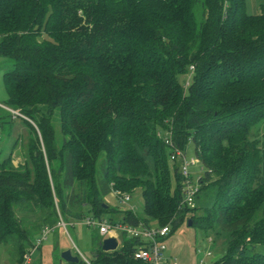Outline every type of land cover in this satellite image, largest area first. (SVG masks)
Wrapping results in <instances>:
<instances>
[{
  "label": "trees",
  "instance_id": "obj_1",
  "mask_svg": "<svg viewBox=\"0 0 264 264\" xmlns=\"http://www.w3.org/2000/svg\"><path fill=\"white\" fill-rule=\"evenodd\" d=\"M0 56L12 62L4 104L27 117L0 107V136L16 120L29 126L18 133L27 138L24 163L0 146V242L12 260L26 262L44 227L56 232L61 220L89 213L134 226L154 219L171 233L189 221L222 225L226 251L215 264H264L263 158L253 132L264 124V5L249 14L246 0H0ZM166 139L184 152L192 143L201 162L194 208L181 207ZM99 164L105 187L142 189L141 213L107 204ZM199 206L205 214L195 220ZM25 211L40 215L38 233L18 216ZM122 235L113 252L98 236L88 264H142L133 253L144 242ZM76 256L63 264H86Z\"/></svg>",
  "mask_w": 264,
  "mask_h": 264
},
{
  "label": "rangeland",
  "instance_id": "obj_2",
  "mask_svg": "<svg viewBox=\"0 0 264 264\" xmlns=\"http://www.w3.org/2000/svg\"><path fill=\"white\" fill-rule=\"evenodd\" d=\"M247 1V13L257 14L261 10V4H264V0H246ZM12 62L10 59L0 56V104L5 105L4 103L8 100V93L4 83V74L10 69ZM189 74H183L178 76V79L183 83L188 79ZM33 123V122H32ZM35 125V124H34ZM29 131L28 125H22L19 120H16L14 126L7 124L6 131L3 137L0 136V146L9 152L13 147V164L18 166L25 162V146H27L26 140L23 136H19L18 133L27 135ZM253 132L258 136L260 140L259 148L262 155V177L264 178V124L258 125L254 128ZM19 140L15 143V139ZM26 143V144H25ZM14 144V146H12ZM186 156L188 160L195 157L194 145L190 143L186 148ZM169 161V170L171 174L174 173V164ZM101 163V162H100ZM99 170L97 173V181L100 183V189L105 193V201L107 204H110L123 212L131 209L136 212L141 213L144 208V199L142 196L141 188H131L134 190L130 195V200L123 203L120 202L118 196L116 195V190H111L109 185L108 190L105 187V168L104 164H99ZM203 168L200 163H197L195 166L190 168V172L193 176V179L196 180L197 177L202 174L200 169ZM176 183L174 175L171 177V184L174 186ZM106 189L107 191H105ZM129 188H121L117 191L122 192L123 190L132 191ZM124 193V192H123ZM208 202V197L202 196L200 199V205H205ZM200 209L195 211V220L201 219L200 216L204 215L203 207L199 206ZM19 217H26L27 223L29 226L33 225L35 229L31 231L32 234L38 233V227H40V215L25 212H18ZM86 218H91V215L88 213L82 220L79 221H70L66 223V227H60L56 232H51L47 235V240H45L38 248H33L28 252L29 262L24 264H61L59 255L61 252L67 249L72 251L73 255H76L79 252L81 255L82 261L88 264V261H91L94 250L97 248V237L98 231L95 227L87 226L84 221ZM53 220V219H51ZM152 225L158 224L154 219L151 220ZM41 237V235H39ZM119 246L123 244V235L119 234L118 238ZM168 250L167 256L170 252L174 253L177 258L178 264H201V260L204 259L206 264H214V259H218L219 256H222L226 251V236L225 229L222 225L214 226L211 229H200L197 227H190L188 224L184 223L179 228L174 230L166 239ZM36 245V243H35ZM56 248V249H55ZM64 249V250H63ZM58 250H61L59 253ZM207 250L211 251V256L205 257V252ZM0 264H18L9 253V248L0 242Z\"/></svg>",
  "mask_w": 264,
  "mask_h": 264
},
{
  "label": "built area",
  "instance_id": "obj_3",
  "mask_svg": "<svg viewBox=\"0 0 264 264\" xmlns=\"http://www.w3.org/2000/svg\"><path fill=\"white\" fill-rule=\"evenodd\" d=\"M191 68L193 69V67ZM0 107L12 112L14 117L19 116L27 119V117L23 115L19 110L12 109L3 104H0ZM165 143L169 145L171 150V162L178 163L179 172L182 176L181 207L194 208L196 206V197L200 191L201 183L200 175L196 180L193 179L190 168L192 166H195L197 163H200V161L196 156V158L193 157L188 160L186 153L178 148H174L171 140L166 139ZM116 195L118 196L120 202L125 203L130 200V194L128 193L116 191ZM84 223L87 226L97 228L98 232L103 237H107L110 233H114L116 235L126 234L131 237L140 238L144 242V244L140 245L134 251L133 258L134 260L142 262V264H178L176 259H171L167 256L168 245L166 239L171 233V225L169 223L165 225H153L151 227H147L143 224L134 226L128 223L113 222L108 218H104L102 220L86 218ZM66 225L67 224L63 220L58 223V226L66 227ZM53 231V227H44L40 234L41 237L36 240L34 249L38 248L45 240H47V235ZM209 256H211V251L207 250L205 252V257ZM26 262H29L28 255H26ZM201 264H206L204 259L201 260Z\"/></svg>",
  "mask_w": 264,
  "mask_h": 264
},
{
  "label": "water",
  "instance_id": "obj_4",
  "mask_svg": "<svg viewBox=\"0 0 264 264\" xmlns=\"http://www.w3.org/2000/svg\"><path fill=\"white\" fill-rule=\"evenodd\" d=\"M189 225H191V221H189ZM100 246L105 252H113L119 248L118 238L114 235H109L104 237L100 241ZM61 260L64 262H78L79 257L72 254L70 249L64 250L61 252Z\"/></svg>",
  "mask_w": 264,
  "mask_h": 264
},
{
  "label": "crops",
  "instance_id": "obj_5",
  "mask_svg": "<svg viewBox=\"0 0 264 264\" xmlns=\"http://www.w3.org/2000/svg\"><path fill=\"white\" fill-rule=\"evenodd\" d=\"M262 5H264V4H261V6H262ZM99 234H100V233H99ZM99 234H98V236H102L101 234H100V235H99ZM109 235H114V236H116L117 238H119V235H116V234H114V233H110ZM109 235H108V236H109ZM38 238H39V236H37L36 240H37ZM119 248H120V246H119ZM55 249H56V248H55ZM63 250H64V249H63ZM58 251H59V253L61 252V250H58ZM174 255H175L174 253L170 252V253L168 254V257H170L171 259L174 258V259L177 260V258H176ZM58 257H59V259H60V263L63 264L64 261L61 260V256L59 255Z\"/></svg>",
  "mask_w": 264,
  "mask_h": 264
}]
</instances>
